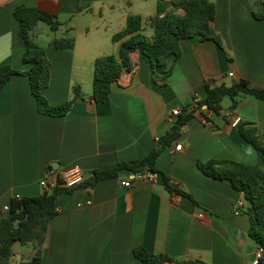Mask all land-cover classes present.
Instances as JSON below:
<instances>
[{
  "label": "crops",
  "instance_id": "0c3cea01",
  "mask_svg": "<svg viewBox=\"0 0 264 264\" xmlns=\"http://www.w3.org/2000/svg\"><path fill=\"white\" fill-rule=\"evenodd\" d=\"M157 1L0 0V66L20 72L0 87V218L13 197L42 193L38 181L48 167L78 164L91 172L77 188L56 194L39 264H146L135 256V247L210 264L254 260L259 245L248 235L243 192L203 173L197 163L216 159L256 165L257 151L238 126L264 136V100L240 92L225 96L215 113L193 99H201L206 86H229L241 78L264 89V18L255 16L264 12V0H214L212 23L222 47L197 35L180 40V56L167 58L171 72L164 83L153 80L149 61L134 50L132 67L111 83L104 101H94L95 58L117 55L121 40L112 35L125 27L129 14L143 18L142 33L151 37L148 18L157 13ZM19 5L45 10L60 22L52 30L38 20L29 34L49 61V82L41 90L49 105L63 104L75 86L80 89L81 96L63 115L40 112L24 74L30 63L22 60L24 43L13 13ZM54 38H70L73 45L53 47ZM176 108L180 113L173 116ZM202 117L212 125H204ZM235 117L239 120L232 125ZM155 148V181L125 187V171L93 180L94 171L141 160ZM239 201L244 207L234 214ZM16 243L10 264L34 254L31 243L25 249Z\"/></svg>",
  "mask_w": 264,
  "mask_h": 264
},
{
  "label": "trees",
  "instance_id": "16d2710c",
  "mask_svg": "<svg viewBox=\"0 0 264 264\" xmlns=\"http://www.w3.org/2000/svg\"><path fill=\"white\" fill-rule=\"evenodd\" d=\"M170 5V9H166ZM181 8L182 13L176 12ZM14 16L19 22V34L24 43L22 60L30 63V68L24 72L29 77L30 87L35 96L40 112L63 115L76 103L81 96L78 86L73 88L72 97L58 106H51L42 94V89L49 82V61L43 47L36 44L30 37L32 25L40 20L56 30L60 22L53 14L38 8L19 5L14 9ZM215 15L214 0H158L157 13L148 18L153 27V35L147 37L142 33L144 20L140 15L129 14L125 27L112 35L114 40H121L117 55L103 54L95 58L93 64L92 97L94 101H104L110 91L111 83L116 81L124 69L132 67L130 53L139 52L140 57L149 61L152 78L164 83L171 70L167 67V58H178L181 54L179 42L182 39L198 36L200 40L211 39L222 47L220 35L213 27ZM256 17H263L255 13ZM125 35L127 38L122 39ZM51 45L57 48H69L73 45L70 38H54ZM20 73L7 65L0 66V87L13 75ZM252 94L264 100V89L250 87L248 80L239 81L227 86L221 84L205 87L204 96L198 106L205 105L217 113L221 109V101L225 96L235 97L238 93ZM235 103L231 106L233 108ZM192 110V109H191ZM189 111L184 119L191 116ZM191 112V113H190ZM183 119V120H184ZM241 135L253 144L258 154L256 165H244L231 160L211 159L198 161L199 169L216 179L228 180L232 187L243 192L248 202L247 213L250 226L248 235L263 251L256 264H264V136L257 133L253 127L239 124ZM159 153V148L153 149L141 160H130L117 164L106 170L94 171L93 180L117 175L120 171L130 174L135 171L152 170ZM163 183L171 187L167 177L163 175ZM86 180V179H85ZM61 191L48 194L42 192L36 196L13 197L8 205L6 215L0 218V264H10L13 256L12 246L18 242L22 245L31 243L33 256L20 264H39L41 261V246L45 240L49 220L55 214V197ZM136 257L146 264H161L169 261L171 264H210L201 259H173L165 255L152 254L142 247H135Z\"/></svg>",
  "mask_w": 264,
  "mask_h": 264
},
{
  "label": "built area",
  "instance_id": "2783aa9c",
  "mask_svg": "<svg viewBox=\"0 0 264 264\" xmlns=\"http://www.w3.org/2000/svg\"><path fill=\"white\" fill-rule=\"evenodd\" d=\"M229 76H232L233 73L229 72ZM200 98H194L193 99V104L197 105L199 102ZM180 113V110L178 108L173 109L172 115H178ZM202 123L206 126L212 125V121L206 119L205 117H202ZM238 117H235L232 120V125H236L238 122ZM181 144L175 145V149H180ZM157 178V173L152 170H143V171H135L126 176L125 179L121 181L122 185L125 187H130L132 186L133 181H138V182H146V181H155ZM86 179L84 170L78 165V164H73L70 166H67L65 168H53V167H48L44 173V175L39 179L38 184L42 189V192L52 194L55 193L57 190H63V189H75L78 186H80L84 180ZM244 207L243 201L237 202V204L233 207V213L238 214L239 212L242 211ZM4 210L7 212L8 211V205L4 206ZM204 212L199 211L197 213L198 217H203ZM262 247L258 246L254 260L252 261L251 264H256L258 259L260 258L262 254Z\"/></svg>",
  "mask_w": 264,
  "mask_h": 264
},
{
  "label": "rangeland",
  "instance_id": "374dc122",
  "mask_svg": "<svg viewBox=\"0 0 264 264\" xmlns=\"http://www.w3.org/2000/svg\"><path fill=\"white\" fill-rule=\"evenodd\" d=\"M176 12L179 13V14H181V13H182V9L179 8V9L176 10ZM41 23H42L43 25H46V24L43 23V22H41ZM16 246H18V247H22L23 249H25V248H27L28 245H25V244H24V245H20L19 243H16Z\"/></svg>",
  "mask_w": 264,
  "mask_h": 264
},
{
  "label": "water",
  "instance_id": "95a60500",
  "mask_svg": "<svg viewBox=\"0 0 264 264\" xmlns=\"http://www.w3.org/2000/svg\"><path fill=\"white\" fill-rule=\"evenodd\" d=\"M84 173H85V176H86V177L89 176V175H91V172L88 171V170H84Z\"/></svg>",
  "mask_w": 264,
  "mask_h": 264
}]
</instances>
